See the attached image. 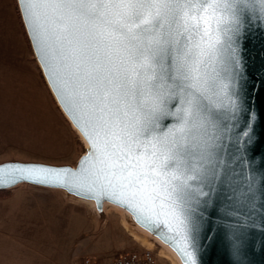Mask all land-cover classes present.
Returning <instances> with one entry per match:
<instances>
[{
	"label": "snow or ice",
	"instance_id": "obj_1",
	"mask_svg": "<svg viewBox=\"0 0 264 264\" xmlns=\"http://www.w3.org/2000/svg\"><path fill=\"white\" fill-rule=\"evenodd\" d=\"M37 6L51 8L67 45L70 110L88 118L101 162L112 161L103 179L160 202L185 232L197 229L193 204L221 178L217 146L207 139L219 118L209 92L219 102L227 96L226 81L240 65L234 37L243 15L264 9V0H25L30 22ZM197 6L200 14L190 16ZM189 31L199 39L185 36ZM165 117L176 123L161 131Z\"/></svg>",
	"mask_w": 264,
	"mask_h": 264
},
{
	"label": "water",
	"instance_id": "obj_2",
	"mask_svg": "<svg viewBox=\"0 0 264 264\" xmlns=\"http://www.w3.org/2000/svg\"><path fill=\"white\" fill-rule=\"evenodd\" d=\"M16 2L42 75L82 144L74 164L17 157L0 161V190L20 184L61 190L66 196L91 204L100 222L106 219L107 206L118 208L124 212L129 228L144 232L168 247L179 264H192L189 254L195 264H264V9L257 7L242 17V34L234 37L239 46L240 65L233 70L230 81H226L227 96L219 102L209 92L216 102L212 111L219 118L216 127H208L207 139L209 144L217 146L213 151L222 161L221 178L215 192L200 197V204H193V218L199 227L185 232L167 208H161L160 202L103 179L112 161L101 162L102 145L94 149L90 138L94 133L88 118L74 108L70 110L73 82L65 68L62 52L67 45L58 40L63 34L55 23V14L51 8L37 6L32 10L30 22L25 0ZM199 14L198 6L189 9L190 16ZM184 35L199 39L200 33L189 31ZM228 97L235 101L238 110ZM169 108H174V102ZM160 123L161 131H166V126L175 124L176 120L165 117ZM245 131L248 135L242 136ZM41 169L50 171L41 172ZM226 210H235L237 215H225ZM236 243L238 251L233 247Z\"/></svg>",
	"mask_w": 264,
	"mask_h": 264
},
{
	"label": "rangeland",
	"instance_id": "obj_3",
	"mask_svg": "<svg viewBox=\"0 0 264 264\" xmlns=\"http://www.w3.org/2000/svg\"><path fill=\"white\" fill-rule=\"evenodd\" d=\"M13 1L27 43L25 63L37 68L51 104L65 123V132L45 120L40 125L31 117L10 114L6 120L0 119V161L17 157L74 164L81 152L80 135L57 106L33 53L17 2ZM39 130L49 131V139L59 149L57 156L40 153L47 144L37 137ZM105 210L106 219L100 222L91 204L66 196L61 190L29 184L0 190V264H75L85 256L108 261L122 250L144 247L155 252L159 264H179L165 246L144 232L126 229L122 210L112 206Z\"/></svg>",
	"mask_w": 264,
	"mask_h": 264
},
{
	"label": "crops",
	"instance_id": "obj_4",
	"mask_svg": "<svg viewBox=\"0 0 264 264\" xmlns=\"http://www.w3.org/2000/svg\"><path fill=\"white\" fill-rule=\"evenodd\" d=\"M26 52L27 43L15 3L0 0V119L6 120L10 114L22 119L28 116L38 120V124L45 120L49 126L59 125L64 131L65 123L51 104L37 68L25 63L28 60ZM36 135L47 144L40 153L47 157L57 156L59 149L55 141L49 139V131L39 130ZM35 150L38 149L35 147Z\"/></svg>",
	"mask_w": 264,
	"mask_h": 264
},
{
	"label": "built area",
	"instance_id": "obj_5",
	"mask_svg": "<svg viewBox=\"0 0 264 264\" xmlns=\"http://www.w3.org/2000/svg\"><path fill=\"white\" fill-rule=\"evenodd\" d=\"M151 249L135 248L122 250L108 261L97 260L93 257L85 256L75 262V264H159V261Z\"/></svg>",
	"mask_w": 264,
	"mask_h": 264
},
{
	"label": "bare ground",
	"instance_id": "obj_6",
	"mask_svg": "<svg viewBox=\"0 0 264 264\" xmlns=\"http://www.w3.org/2000/svg\"><path fill=\"white\" fill-rule=\"evenodd\" d=\"M124 225H125V227L127 228V229H129L130 230V228H129V224L127 223V222H124ZM133 235H134V237L135 238H138V236L135 234V233H133ZM165 246V245H164ZM166 247V246H165ZM167 248V250L169 251V253L172 255V257L177 261V263L179 262V260H178V258H177V256L168 248V247H166Z\"/></svg>",
	"mask_w": 264,
	"mask_h": 264
}]
</instances>
